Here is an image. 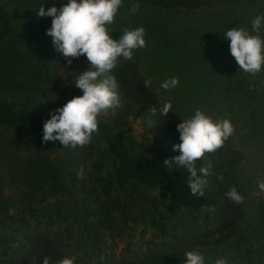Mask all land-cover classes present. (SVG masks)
I'll return each mask as SVG.
<instances>
[{"label": "trees", "instance_id": "trees-1", "mask_svg": "<svg viewBox=\"0 0 264 264\" xmlns=\"http://www.w3.org/2000/svg\"><path fill=\"white\" fill-rule=\"evenodd\" d=\"M64 3L0 0V264H44L46 257L49 264L65 257L74 258V264H184L190 250L209 251L211 261L226 255L229 261L253 264L251 248L241 255L240 244L227 253L231 242L237 248L240 240H251L240 238L244 205L225 195L238 188L246 159L235 134L196 162L198 170L210 165L201 197L191 194L186 170L164 167L166 159L180 154L173 150L180 143L177 125L201 107L198 99H209L222 87L146 88L147 76L135 58L122 60L111 73L120 85L121 104L100 114L91 143L72 148L58 140L43 142L44 122L54 109L83 95L75 77L90 68L86 56L68 64L47 35L53 18L38 15L43 5L47 10ZM135 3L139 10L130 12ZM157 9L199 15L183 28L173 22L161 30L153 23L149 30L141 22L147 23V11ZM206 11L216 22L230 21L229 28L252 29L251 21L264 15V0H123L111 35L118 39L113 29L129 28L133 17L147 37H174L177 44L165 56H177L182 49L201 47ZM217 25L222 33L229 29ZM261 31L264 35V27ZM256 79L248 86H226L222 97L236 94L249 103L257 94ZM168 99L169 114L152 116L151 107ZM239 103L244 109L241 98ZM109 159L112 170L105 169ZM70 194L81 195V213L67 206ZM253 231L264 233V219Z\"/></svg>", "mask_w": 264, "mask_h": 264}, {"label": "clouds", "instance_id": "clouds-1", "mask_svg": "<svg viewBox=\"0 0 264 264\" xmlns=\"http://www.w3.org/2000/svg\"><path fill=\"white\" fill-rule=\"evenodd\" d=\"M123 0H67L62 7L55 4L45 10L39 7L38 15L52 17V26L47 35L52 37L54 49L60 53L70 65L75 58L86 56L89 70L75 77L74 85L83 95L70 99L63 106L54 109L51 118L43 125V142L60 141L63 147H83L91 143L94 133L99 132L98 117L109 109L120 106L119 84L112 75L122 60H132L134 50L146 47L143 26L135 29L125 28L116 39L109 26L115 22V16L121 8ZM140 8L135 3L130 12ZM252 30L245 27L229 28L224 34L230 41V53L235 58L239 70L253 77L264 71V15L256 16L252 21ZM146 88L152 87V80L146 79ZM179 84V77H170L162 81L160 87L173 90ZM171 99L162 102L159 108L153 106L149 110L152 116L164 117L172 110ZM180 143L173 146L179 155L164 161V167L170 172L173 167L177 171L186 170L188 187L193 196L205 194L206 177L209 166L197 169L196 162L205 153H213L223 147L231 137L235 127L229 119H213L201 109H196L188 119H182L177 125ZM198 171L200 174H198ZM83 169L78 175H82ZM258 188L264 191V180L258 181ZM234 203H241L243 196L236 187L225 194ZM44 264H49L48 258ZM59 264H74V258L65 257ZM184 264H205L204 254L198 250L185 252ZM215 264H229L226 258H219Z\"/></svg>", "mask_w": 264, "mask_h": 264}, {"label": "rangeland", "instance_id": "rangeland-1", "mask_svg": "<svg viewBox=\"0 0 264 264\" xmlns=\"http://www.w3.org/2000/svg\"><path fill=\"white\" fill-rule=\"evenodd\" d=\"M13 12L15 20L21 21L19 19L20 14L15 11ZM147 13L149 14L147 23L146 21L141 23L147 26V28L150 25L149 30L153 23L161 30L169 27L173 22H177L180 25L179 27L183 28L188 25V22L190 24L199 15L197 12H165L161 9L149 10ZM210 16L211 14L208 11L204 13L206 25L205 33L201 35L202 41H199L200 48L192 51L182 49L177 56L176 54H172L167 58L165 55L170 54V52H167L169 48H174L175 44H177L173 42L174 37L165 39L163 35L154 33L149 34V37L145 35L146 47L134 50L133 57L142 67V71L147 76V79L152 80V86L159 91L162 81L170 77H179L178 85L222 87L209 99L200 98L197 103L202 104L199 109L210 115L213 119H222L224 117L232 122L235 127L234 134L237 142L246 153V159L240 171L241 178L237 182V190L243 196L242 204L245 211L242 219L240 238L246 239V237H250L251 240L249 242L240 240L237 248L231 242V249L227 248V253L229 254L231 251L238 249L241 244L243 245V248L240 249L242 251L241 255L246 254L249 248H251L252 263L264 264V233L260 234L253 231L258 222L260 223L264 219V191L258 188V181L264 180V71L255 76L257 77L256 83H254L257 88V94L255 93L253 99H249V103L240 95L236 96V94H233L229 99L222 97L226 86L252 85L247 84V81L253 82L254 77L252 78L251 74L239 70L235 58L230 53V41L225 39L224 33L227 30H223L224 33L220 30L217 31V24L222 23L223 27L229 28L231 22L225 19H217L218 22H216V19ZM132 18L130 19V27L128 29L136 28ZM109 28L110 30L112 29L111 26ZM123 29L125 27H122ZM248 29L252 30L251 28ZM113 30H116L117 34L119 32V37L121 36L122 30L120 31L117 28ZM166 63L167 66L169 65L168 67ZM191 64L199 65L200 68L198 70L187 68V66L191 67ZM262 68H264V65H262ZM204 96L205 98L207 97L206 95ZM239 98H241L242 108L244 105V109H240L239 107ZM185 115L187 118L192 116L191 114ZM105 169H113V162H110V159ZM66 198L67 206L71 211L81 213V195L70 194ZM259 248L262 249L258 250ZM203 254L205 264H215L217 259L227 257L226 255L218 256L214 258V261H211L209 251H204ZM232 260L246 264L240 258ZM232 260H228L229 264H239Z\"/></svg>", "mask_w": 264, "mask_h": 264}]
</instances>
